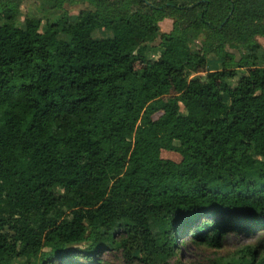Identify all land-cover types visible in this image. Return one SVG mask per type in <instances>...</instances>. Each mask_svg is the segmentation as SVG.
<instances>
[{
  "label": "trees",
  "instance_id": "16d2710c",
  "mask_svg": "<svg viewBox=\"0 0 264 264\" xmlns=\"http://www.w3.org/2000/svg\"><path fill=\"white\" fill-rule=\"evenodd\" d=\"M23 1L0 0V264H181L264 233V0H86L21 28Z\"/></svg>",
  "mask_w": 264,
  "mask_h": 264
},
{
  "label": "rangeland",
  "instance_id": "374dc122",
  "mask_svg": "<svg viewBox=\"0 0 264 264\" xmlns=\"http://www.w3.org/2000/svg\"><path fill=\"white\" fill-rule=\"evenodd\" d=\"M109 1H120V0H109ZM151 5V4H150ZM149 5V6H150ZM55 2L53 0H28L21 2L20 15L17 20L18 27H24L25 19L29 17H37L43 21V26L47 22H57L58 20L66 17L69 21H74L78 18L82 11H94V6L86 0H74L68 2L62 9H56ZM136 7H139L136 5ZM143 11H147L145 7ZM177 20V19H176ZM175 19H166L159 24L160 29L163 33H170L173 30ZM3 19L0 15V24H2ZM95 39H106L112 37L111 32L106 30H97L93 34ZM64 35H60V39L63 40ZM206 41L205 33L203 32H190L189 33V47L193 52H200ZM257 41L264 47V38H257ZM160 40H157L152 46H154L151 51V58L156 60L160 56V50L157 49ZM229 53H233L238 59L241 56L243 49H231L227 48ZM222 68V62L214 54L209 55L207 72L218 71ZM195 77V75H194ZM199 77L205 80L206 73L200 74ZM237 80L232 81L231 84H235ZM183 115L186 114V110L181 109ZM264 238V233H258L253 236L244 235H229L226 238L225 245L221 249H212L207 246H197L193 243L185 244L180 252L178 259L181 264H213L215 260H231L238 259L243 261L244 259L251 258L246 252L247 247H257L259 242ZM87 244H79L74 246L77 249H85ZM263 248L259 246L257 253L254 255V264H257L259 259L263 256ZM134 255V254H133ZM102 258L104 264H127L126 258L122 251H108L103 253L99 257ZM24 259L17 260L14 264H24Z\"/></svg>",
  "mask_w": 264,
  "mask_h": 264
}]
</instances>
